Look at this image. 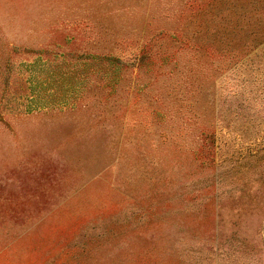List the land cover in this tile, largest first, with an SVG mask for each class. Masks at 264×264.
Returning a JSON list of instances; mask_svg holds the SVG:
<instances>
[{"label":"rangeland","instance_id":"rangeland-1","mask_svg":"<svg viewBox=\"0 0 264 264\" xmlns=\"http://www.w3.org/2000/svg\"><path fill=\"white\" fill-rule=\"evenodd\" d=\"M264 0H0V264H264Z\"/></svg>","mask_w":264,"mask_h":264},{"label":"trees","instance_id":"trees-1","mask_svg":"<svg viewBox=\"0 0 264 264\" xmlns=\"http://www.w3.org/2000/svg\"><path fill=\"white\" fill-rule=\"evenodd\" d=\"M263 233H264V227H263Z\"/></svg>","mask_w":264,"mask_h":264}]
</instances>
